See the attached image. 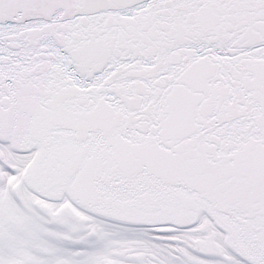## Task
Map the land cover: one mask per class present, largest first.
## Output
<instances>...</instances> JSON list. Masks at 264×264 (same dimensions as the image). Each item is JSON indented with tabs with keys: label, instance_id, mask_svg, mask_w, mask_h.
<instances>
[{
	"label": "snow or ice",
	"instance_id": "obj_1",
	"mask_svg": "<svg viewBox=\"0 0 264 264\" xmlns=\"http://www.w3.org/2000/svg\"><path fill=\"white\" fill-rule=\"evenodd\" d=\"M0 264H264V0H0Z\"/></svg>",
	"mask_w": 264,
	"mask_h": 264
}]
</instances>
